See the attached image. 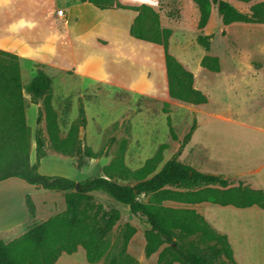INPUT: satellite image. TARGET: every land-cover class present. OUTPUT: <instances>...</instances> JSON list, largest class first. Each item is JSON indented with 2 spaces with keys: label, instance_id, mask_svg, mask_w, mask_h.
I'll return each instance as SVG.
<instances>
[{
  "label": "trees",
  "instance_id": "obj_1",
  "mask_svg": "<svg viewBox=\"0 0 264 264\" xmlns=\"http://www.w3.org/2000/svg\"><path fill=\"white\" fill-rule=\"evenodd\" d=\"M105 9H126L137 12L131 27L133 38L161 45L165 51L169 95L172 99L192 105L208 102L205 94L194 87V75L186 70L169 52L171 30L163 28L160 14L152 6L142 4L127 6L120 0H81ZM201 14L199 27L204 29L211 16L213 4L226 26L234 23L264 24V3H258L249 13H243L223 0H194ZM250 3L255 0H238ZM199 43L210 49L211 39L200 36ZM201 65L211 72L221 71L217 57L206 56ZM24 91L31 102L40 105L35 133L36 162H31L32 131L27 124L28 104ZM0 97L11 104L4 124L0 125V182L18 178L38 190L65 193L66 210L50 217L19 238L5 243L0 241V264H56L63 253L75 254L79 247L86 251L90 264H140L128 251L129 244L137 233L129 222L121 224L122 213L116 208H107L99 203L94 193H103L129 207L133 216L151 226L145 232V255L149 258L160 249L158 264H215V260L229 259L237 264L225 235L219 234L195 209L188 207L204 202L221 206L245 209L258 206L264 209V191L254 190L240 183L232 186L222 176L199 171L182 163L179 157L192 139L196 125L184 137L177 153L158 171L163 160L162 144L158 152L146 161L143 167L131 170L125 163L128 139L120 147L111 162L104 167V176L75 181L62 176H47L40 173L41 160L48 154L47 143L56 153L76 159V167L83 169L89 160L107 156L105 148L98 152L85 144L82 136L87 127L83 103L79 115L66 137H62L58 113L53 107V82L44 71H39L24 87L20 58L0 50ZM168 114L171 137L174 132L171 108L164 105ZM45 127H42V123ZM47 136V137H46ZM147 197V201L141 197ZM166 202L184 204L174 208ZM26 203L31 215L36 206L30 195Z\"/></svg>",
  "mask_w": 264,
  "mask_h": 264
},
{
  "label": "rangeland",
  "instance_id": "obj_2",
  "mask_svg": "<svg viewBox=\"0 0 264 264\" xmlns=\"http://www.w3.org/2000/svg\"><path fill=\"white\" fill-rule=\"evenodd\" d=\"M163 1L162 6L156 10L160 14L161 26L172 32L169 52L194 75V87L206 94L208 103L192 105L171 97L164 98L160 92L157 95L130 94L91 79L75 77L68 88L69 93L71 91V99L74 103L76 93H82L83 100L80 101L88 105L89 116L95 118L86 129L88 140L85 144L96 152L104 147L107 156L89 160L83 169H78L76 159L51 153L42 164L41 174L62 176L75 181L104 176V167L111 162L123 139L129 140L125 163L133 171L143 167L146 161L158 152L160 146L166 144L167 149L163 151V160L156 171L158 172L177 153L184 137L194 124L197 129L179 157L182 163L204 173L228 178L232 186H238L240 183L245 185L246 182L236 177L235 173L250 172L261 166L259 156L264 147V133L256 131L250 133L244 128H262L263 125L259 122L261 120L264 122V24L234 23L226 26L218 14L217 5L213 4L207 26L200 29L201 14L194 0ZM223 1L243 13H249L254 5L264 3V0L250 3L238 0ZM200 36L210 37L209 50L199 43ZM134 49L135 47L128 48V51L145 57L143 52ZM206 56L219 59L221 65L219 73H212L201 65ZM128 57L130 58L127 59L131 60L132 56ZM122 59L127 61L126 58ZM23 65L26 69L27 63H21V68ZM26 79L27 75L23 80L25 84L28 83ZM158 81L164 85L162 77ZM57 84L58 89L64 87L62 80H57ZM23 95L29 104L30 95L26 91ZM165 104L171 108L170 117L177 140L171 137L169 115L163 111ZM10 105L7 99L0 97V125L10 117L8 114ZM38 115L37 107L28 112V125L32 131L30 152L32 163L36 162L35 133ZM114 122L117 123L112 126ZM107 125L110 127L107 133L105 132L103 142L99 132ZM42 127H45L44 121ZM209 148L213 150L214 157L220 158L219 161L222 163L212 160ZM49 150L53 151L47 143V154ZM258 151L260 153H257ZM239 165L243 168L239 169ZM36 190H38L36 187L20 179L0 183L1 230L10 218L13 220L21 216L20 202L22 199V202L26 203L27 195L35 193L33 200L35 206L38 205L42 210L50 206L59 209L63 199L61 195L44 193L48 191L43 189ZM95 198L107 208L120 210L121 224L129 222L137 231L144 234L151 228L144 220L133 216L128 206L108 195L96 193ZM141 200L146 202L147 197L142 196ZM165 205L174 208L186 207L174 202H166ZM141 233L135 237L130 247L134 258L143 249ZM215 264L233 262L228 258L224 261L216 259Z\"/></svg>",
  "mask_w": 264,
  "mask_h": 264
},
{
  "label": "crops",
  "instance_id": "obj_3",
  "mask_svg": "<svg viewBox=\"0 0 264 264\" xmlns=\"http://www.w3.org/2000/svg\"><path fill=\"white\" fill-rule=\"evenodd\" d=\"M120 2L127 6L148 4L156 10L162 6L164 1L120 0ZM61 10L64 12L63 16L58 15ZM136 17L137 12L132 10H102L81 0H0V50L17 55L22 64L27 63L26 69L24 65L21 68L24 86H27L39 71H44L51 77L53 82L52 102L58 113L62 137L68 135L72 124L77 120L80 100H83L82 93L79 92L76 93L73 103L71 91L70 93L68 91L69 85L75 77L91 79L99 84L130 94L157 95L160 92L164 98L170 97L164 48L161 45L131 36L130 30ZM134 47V50L143 52L145 57L128 51V48ZM128 56H132L131 60L127 59L130 58ZM122 58H126L127 61ZM124 64L129 66H124ZM25 75H27V84L23 81ZM161 77L164 85L158 81ZM57 80H62L64 87L61 86V89H58ZM28 100L27 124L28 112L33 107L40 109V105L31 102V96ZM83 105L88 127L91 120L94 121L95 118L89 116L88 105L85 102ZM115 123L117 122L111 125L113 126ZM259 123L263 125L262 128L244 129L250 133L253 131L264 133L263 120ZM109 125L101 128L99 132V137L103 139V142L105 132L107 133L111 126ZM86 129L82 132L85 142L88 140V136L85 134ZM209 149L212 160L219 161L220 158L216 159L213 150ZM51 153L60 155L49 150L48 155L41 160L39 171ZM261 153L259 161H262V164L259 168L250 172L239 171V173H235V176L245 180V185L252 189L264 191V147ZM219 162L222 163V161ZM242 168L239 165V169ZM14 179L18 178H11L3 182L10 183ZM44 193L61 195L63 199L59 209L56 206H50L42 210L37 205L35 215H31L27 203L22 202L21 199V216L13 220L10 218L3 229H0V241L10 243L50 217L66 210L64 192L48 191ZM34 194L30 195L33 200ZM188 207L203 215L219 234L227 236L237 264H264V209L258 206L240 209L231 205L221 206L210 202ZM140 233L137 231L129 244L130 254L132 242ZM141 234L140 240L143 249L136 259L140 264H158L159 254L163 248L148 258L145 255V234ZM56 264L90 263L87 261L85 249L79 247V251L75 254L63 253Z\"/></svg>",
  "mask_w": 264,
  "mask_h": 264
},
{
  "label": "built area",
  "instance_id": "obj_4",
  "mask_svg": "<svg viewBox=\"0 0 264 264\" xmlns=\"http://www.w3.org/2000/svg\"><path fill=\"white\" fill-rule=\"evenodd\" d=\"M63 14H64L63 10H61V11L58 12V15L59 16H63Z\"/></svg>",
  "mask_w": 264,
  "mask_h": 264
}]
</instances>
